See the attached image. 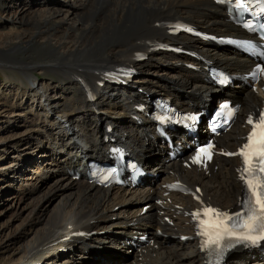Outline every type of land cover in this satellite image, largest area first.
<instances>
[{
	"label": "bare ground",
	"instance_id": "6f19581e",
	"mask_svg": "<svg viewBox=\"0 0 264 264\" xmlns=\"http://www.w3.org/2000/svg\"><path fill=\"white\" fill-rule=\"evenodd\" d=\"M63 2L68 6H63ZM0 17L14 25L20 24L25 32L38 29L35 37L15 33L14 40L5 46L6 50L14 56L34 53L45 57L41 65L12 57L0 59L5 75L17 78L26 88L40 94L39 83L34 85L39 82L38 75L33 72L40 66L43 74L57 77L59 83L67 86L69 91L72 89L74 95L62 105L50 98L45 105H36L47 117L40 119L39 115L30 140L36 141L32 144L39 150L43 149L41 156L45 160L34 168L38 162L24 163L22 155L16 157V164L24 163L25 166L29 163L31 166H28L34 168H27L30 173L26 177L30 183L25 185L28 194L18 201V209L25 208L21 203L26 198L35 202L30 208L25 230L28 238L18 248L19 259H12L9 264H50L48 258L56 260L62 250H67L69 257L51 264H106L116 258L111 249L115 245L120 248L124 235L134 234V231L149 236V242L142 244L135 252L138 257L134 256V260L126 264H205L197 242L180 239L190 234L188 223L191 218L188 215L198 203L194 199L196 194L170 196L169 203L168 197H164L167 191L164 186L181 177L194 191L196 187H202L203 194L197 197L199 202L235 207L242 193L237 172L239 160L216 158L210 168V177L197 170L189 171L180 162H167L157 142L145 137L151 124L136 127L129 110L133 106L131 100L148 99L154 93H160L164 98L172 97L181 107L202 104L204 97L213 102L216 91L206 84L202 73H193L187 68L195 61L164 54L154 48L164 43L185 45L228 69H244L247 63L239 56L213 50L183 35H170L169 27L177 21H187L209 32L226 35L232 27L226 21L224 10L212 0H0ZM141 52L148 59L139 63L136 59ZM154 53L157 58L164 59L168 69L175 70L176 78L141 89L130 86L120 90L108 84L98 87L103 81L101 73L126 65L134 66L139 72L152 66ZM196 64L202 67L201 63ZM89 88L98 97L94 102L86 96ZM179 90L187 93L182 92V95ZM232 95L240 103L243 124L232 128L220 143L235 151L247 131L244 128L247 115L261 105L262 98L247 89ZM109 124L115 126V133L128 145L135 147L138 157L149 169L164 175L162 180L148 179L145 186L135 189H100L88 184L85 178L74 180L67 173L65 167L71 165L67 160L69 155L82 152L86 158L103 157L105 145L102 140ZM75 139L83 142L84 147L71 146ZM63 151L67 154L60 155ZM57 196L58 201L55 200ZM144 203L150 205L146 212L142 208ZM50 207L53 209L47 213ZM115 207L118 208L116 211ZM166 217L174 225L165 222ZM80 231L97 234L78 244L74 235ZM93 245L99 249H91ZM11 246L14 243L7 249ZM85 250L90 253L84 254ZM80 257L86 260L85 263L79 260ZM228 264L264 262L240 254Z\"/></svg>",
	"mask_w": 264,
	"mask_h": 264
},
{
	"label": "rangeland",
	"instance_id": "374dc122",
	"mask_svg": "<svg viewBox=\"0 0 264 264\" xmlns=\"http://www.w3.org/2000/svg\"><path fill=\"white\" fill-rule=\"evenodd\" d=\"M63 6L67 7L68 4L63 2ZM15 33H20L25 35V37H35L38 33V29H28V31L25 32L20 24L14 25L8 22L7 19L0 17V59H9L12 57L35 65L43 64L45 58L43 56L39 57L34 53L32 55L17 53L14 56L10 50L5 49V46L10 41L14 40ZM23 47L25 46L23 45ZM163 60L161 57L157 58V53H154L152 55V66L140 69L138 72L140 75L135 78V82L130 86L135 89L149 88L153 87L157 82L163 83L176 78L177 75L175 70L173 68L168 69ZM1 66L2 63H0V264H9V262L13 261L12 259H15V261L19 259L18 248L20 244L28 238V234L25 230L28 227V219L31 215L30 208H32L35 202L34 199L31 200L26 198V200L21 203V206L25 208L18 209L20 204L18 201L22 200L25 193L28 194L25 185L30 183V180L26 178L30 173L27 171V168L33 170L37 165H41L40 162L44 159V157L41 156L43 150H39L36 144H32L36 143L35 140H30L33 131L36 129V121L39 115L40 119L47 117L36 105H45V101L49 98L56 99L60 102V105H62L74 95L71 92L72 89L69 91L67 86L59 83L57 77L50 74H43V70L40 66H37L38 68L33 71L34 74L38 75L39 87L41 90L40 94L38 92L35 93L29 87L26 88L17 78L7 77L5 75V68ZM182 92L184 94L187 93V91H181L180 93L182 95ZM159 94L160 93H158V96L161 97L162 95ZM41 95H44V97L42 98ZM58 115L56 117L59 118ZM60 119L62 118L60 117ZM58 121L60 120L58 119ZM29 140L30 143H28ZM43 145L47 146L48 144L44 143ZM19 154L24 157V163L27 161H36L38 164H34V168L29 167L31 166L29 163L25 164V166L23 165L24 163L20 165L19 163L16 164V157ZM20 167H22V171ZM163 177V174H159L157 181L162 180ZM58 199L59 196H57L55 200L58 201ZM117 207L119 208L120 206ZM117 207L114 208L115 211L118 209ZM52 209L53 208L49 209L47 213ZM147 240V243L143 245H148L149 236ZM11 243H14V246H11L10 250H8L7 247ZM119 249L125 250L123 247ZM113 252L116 255V262L114 259L106 264H126L132 262L134 256L138 257V254L135 255V252L128 256H118L117 254H119V252ZM124 252L125 251L121 253ZM66 257L69 256L58 257L56 259L57 261L53 259V257H49L47 261L51 264L52 262H59V260H63ZM79 260H84L82 263L86 261L82 257H80ZM40 264H42V262Z\"/></svg>",
	"mask_w": 264,
	"mask_h": 264
},
{
	"label": "snow or ice",
	"instance_id": "6c2138e0",
	"mask_svg": "<svg viewBox=\"0 0 264 264\" xmlns=\"http://www.w3.org/2000/svg\"><path fill=\"white\" fill-rule=\"evenodd\" d=\"M248 141L239 155L244 158V171L247 173L245 181L250 192L247 201L249 214L242 224L245 232L239 235L238 239L255 241L264 238V235H251L257 228L264 234V177L254 175V173H264V119L253 125V131L250 133ZM201 153L208 154L210 158L209 149H201ZM254 161L256 162L255 167ZM203 215L209 217L208 220L201 222L203 225L202 235L207 237L205 247L212 245L219 247L225 236L237 235L234 227L227 226L229 219L227 213L207 208Z\"/></svg>",
	"mask_w": 264,
	"mask_h": 264
}]
</instances>
